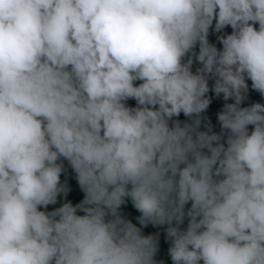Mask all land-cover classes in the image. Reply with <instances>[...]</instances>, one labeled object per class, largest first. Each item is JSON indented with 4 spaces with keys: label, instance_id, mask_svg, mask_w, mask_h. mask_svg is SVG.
Returning a JSON list of instances; mask_svg holds the SVG:
<instances>
[{
    "label": "clouds",
    "instance_id": "9594fccd",
    "mask_svg": "<svg viewBox=\"0 0 264 264\" xmlns=\"http://www.w3.org/2000/svg\"><path fill=\"white\" fill-rule=\"evenodd\" d=\"M249 80L264 96V0H0V264H165L149 225L170 264H264ZM64 161L84 198L48 211Z\"/></svg>",
    "mask_w": 264,
    "mask_h": 264
},
{
    "label": "trees",
    "instance_id": "16d2710c",
    "mask_svg": "<svg viewBox=\"0 0 264 264\" xmlns=\"http://www.w3.org/2000/svg\"><path fill=\"white\" fill-rule=\"evenodd\" d=\"M257 27H258V25H257ZM225 31L230 34L231 28L230 27L226 28ZM209 40L212 43H216L217 46L220 47V45L216 41V35L215 34H210ZM197 66H199V65H194L193 70H195V67H197ZM211 83L212 82L210 81V87H211ZM247 83L249 85L248 99L245 100L241 106L242 107L250 106L252 103L264 104V96H262L259 92L255 91L251 88V81L250 80L247 81ZM209 96L213 98V102L210 104L209 109L203 114L204 117L206 118L204 123L207 124L210 121L212 130L215 132H219L220 126H219V122L217 120L216 114L222 109L223 104L225 102L223 101L222 97L220 99H216L214 96V93H212V92L209 93ZM227 102L231 103L234 101L229 100ZM128 104H129V106H135V101L129 100ZM174 119H176V118H174ZM178 119H180L181 121L188 120V118L184 117L183 114H181V116L178 117ZM249 127L251 128V126H249ZM207 130L208 129L206 127H204L202 124L201 131H207ZM64 167H65V171L61 175V182L66 183L68 185L69 192H68L67 196H64L63 194H61V196L58 197V203L56 205H49L48 209H47L48 211H51L55 207H58L62 203L68 202V201H71L72 204L75 206L77 203H79L84 198V193L80 190V187L76 181L75 172L72 170L71 166L68 164L67 161H64ZM128 202L131 203L130 199L128 200ZM121 213L126 219H130L133 223L137 224V226L140 227L138 221L136 220V217L139 216L140 214L135 209H132L131 211L128 212V211H126L125 205H123L121 207ZM78 214H82V213H78ZM184 226H186V222H185ZM166 227L167 226L153 227L152 225H149L147 228H143L142 231L145 235L151 234V233H157V232L160 233L161 251H160V253H158L157 259H163L165 261V264H170L169 256L167 255L168 243L165 241V233H164V229Z\"/></svg>",
    "mask_w": 264,
    "mask_h": 264
},
{
    "label": "rangeland",
    "instance_id": "374dc122",
    "mask_svg": "<svg viewBox=\"0 0 264 264\" xmlns=\"http://www.w3.org/2000/svg\"><path fill=\"white\" fill-rule=\"evenodd\" d=\"M125 207H126V211H131L132 209H134L133 207H132V204L130 203V202H128L127 201V203L125 204Z\"/></svg>",
    "mask_w": 264,
    "mask_h": 264
}]
</instances>
